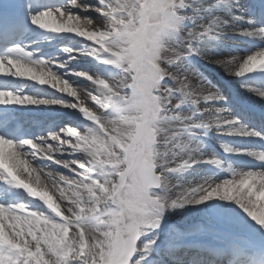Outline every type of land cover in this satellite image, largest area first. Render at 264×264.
Listing matches in <instances>:
<instances>
[{
  "label": "snow or ice",
  "instance_id": "obj_1",
  "mask_svg": "<svg viewBox=\"0 0 264 264\" xmlns=\"http://www.w3.org/2000/svg\"><path fill=\"white\" fill-rule=\"evenodd\" d=\"M101 2L106 8L94 10L105 17L103 24L70 11L71 7L91 9V5H83L80 0H70L64 8L42 10L32 17V22L43 29L75 33L93 42L96 46L93 55L98 58L107 56L103 63L122 69L123 75L115 85L104 79H94L86 73L79 74L97 86L99 95L91 96L87 91H78L76 86L53 70L51 65L55 61L34 60L33 54L23 47H15V56L0 55V75L50 85L76 101L64 106L79 108L96 125L86 133L68 127L60 133L38 138L44 141L43 145L33 140L17 143L0 136V180L26 190L32 197L43 201L56 217H60L59 220L53 219L27 209L24 204L0 205V264H141L143 257L134 259L135 255L138 252L148 253L159 236L142 245H138V241L146 232L160 228L166 209L199 205L213 198L235 201L253 221L264 226V170L234 172L223 182H205L181 190L175 197L169 196L166 174L189 168L196 162L167 159L173 152L172 142L180 135L165 124V121L180 119L176 109L181 105L173 103L174 94L181 92L193 104L224 99L219 90L202 77L201 84L193 87L191 78L199 74L184 65L183 61L188 55L199 54L195 41L209 36L219 38L227 21L214 18L198 31L185 34L182 44L175 42V50L164 61L167 64L164 68L158 66L162 63L161 46L169 40L175 41V34L186 19L181 10L192 0ZM125 17H128L127 21ZM245 34L264 36V28ZM121 43L128 47L120 48ZM215 62L230 74L243 76L264 69V50L242 61L229 57ZM177 64L185 67V73L172 69ZM166 77L175 82V88L163 84ZM82 94L103 111L99 115L92 111L81 98ZM259 95L264 96V92ZM50 103L64 102L0 89V105ZM218 111L221 114L203 125L185 123L184 127L227 126L234 128L229 134L260 135L243 127L236 128L239 124L237 119L230 114H222L227 110ZM49 140L55 144L48 143ZM158 145L164 147L158 149ZM25 147L30 151H22ZM69 148L85 154L86 159L83 162L56 160V154L63 155L64 150ZM227 150L232 151L230 148ZM251 154L264 160V153ZM27 155L51 159L77 177L71 183L65 176L59 177L66 186L58 188L59 196L68 199L73 206L67 209L70 216L62 214L47 185L41 183L40 174L24 158ZM208 162L221 163L216 158ZM158 187L163 189L162 193L155 191ZM73 228L76 231L70 237L69 232ZM161 264H168L166 257L162 258Z\"/></svg>",
  "mask_w": 264,
  "mask_h": 264
},
{
  "label": "bare ground",
  "instance_id": "obj_2",
  "mask_svg": "<svg viewBox=\"0 0 264 264\" xmlns=\"http://www.w3.org/2000/svg\"><path fill=\"white\" fill-rule=\"evenodd\" d=\"M83 2V5H91L92 0H80ZM70 2H66L63 5V8L68 6ZM98 7L101 9H105L104 5L102 3H98ZM92 8V7H91ZM70 11L76 14H79L82 18H92L96 22L103 24L105 21V17L101 15L100 13L97 14V12H90V9H85L81 7H71ZM186 19L183 23L188 24V28L194 27L196 29H200L202 25L209 24L214 18H222L224 21H227V24L223 27V33L220 35L218 40L213 39L212 36L204 38L202 41H195V45L197 46L199 50V57L200 61L203 59L206 61V64H210L211 68L216 72L219 73L224 78V81L226 82L228 87L226 88V91L228 93H233L234 95L242 96L246 99L247 105L254 108H258V110L262 113H264V96L259 95L260 92H264V69H257L255 71L246 73L243 76H238L234 74H230L229 71H227L221 64L216 63L217 60H223L229 57H237L241 61L245 59L247 56L255 54L259 50H264V36L259 35H248L245 34L246 32H252L256 31L258 29L264 28V0H201L199 3L195 4L194 9H190L189 12H184L183 14ZM55 32H47V36L54 35ZM65 35H67V38L63 41L67 43V47L72 48L75 44L76 46H80L83 49H87L90 51V56H92L93 49L96 47L93 45L91 41H88L86 38L80 37L79 35L75 33H68L65 32ZM186 33H183V35H180L178 40L183 41V36ZM21 35V41L22 43L28 40L27 31H22ZM39 42L34 44L33 46L43 47V42L41 41V37L39 38ZM177 39V38H176ZM90 42V43H89ZM176 42V41H175ZM224 42V43H223ZM25 46V43L22 45ZM72 52H69L70 55L68 64L75 67L73 69V72H60V76H62L64 79H67L69 82H71L74 86L77 87L78 91L84 90L87 91L93 96L99 95V91L96 85L93 84V82L86 78V76L79 75L80 73H86L90 76H92L94 79H104L108 83H112L115 85L117 83V80L120 79V77L123 75L122 69L117 65H111L103 66L98 64L96 61H93L92 65H86L82 63H77L76 61H79L81 58H79V54L76 53L77 49L73 47ZM52 54V53H51ZM78 54L77 57L75 55ZM13 54L12 56H15ZM101 58H108L107 56H101ZM90 59H92L90 57ZM192 61L187 60L184 65H186L188 68L193 70L195 73H198V77H192L191 80L193 82H201L200 77L203 78V80L207 81L210 85L215 87L219 90L220 94L224 95V87L219 83V81H216L215 74L211 73H203V72H197L193 69L197 67L196 65H192ZM174 66V65H173ZM172 66V67H173ZM100 68V69H99ZM198 68V67H197ZM84 70V71H83ZM177 70V69H176ZM199 70V69H198ZM181 74L185 73V67L179 68L177 71ZM22 79V78H20ZM168 82L174 86H176L175 82L168 78ZM32 88V87H31ZM50 90L46 89H39V88H32L31 96L38 99H44L49 101H63L64 103H50V104H44L48 107L51 106H59L64 107L66 110L72 109L75 112L79 111L82 113L79 108H70L64 106L65 104H71L75 103L73 97L59 92L57 89L50 87ZM17 89V93L21 94L22 89ZM56 91V92H55ZM47 97V98H46ZM54 97V98H51ZM226 98V96H223ZM49 98V99H48ZM82 99H85L84 95H81ZM201 103L206 104L205 102L201 101ZM200 103V104H201ZM85 104L88 106L91 110L93 109L97 113H101L103 110L100 109L98 106L94 105L91 102L90 98L85 99ZM215 104L217 106L224 105V109H232V111H237V102L233 101V99L227 98L226 100H219L215 101ZM185 106L186 104H182ZM61 109V108H60ZM3 111V112H2ZM0 113H3L4 119H2V124L0 126V136L2 135L5 138L11 139L14 142H22L24 140H33L36 143H39L41 145L44 144L43 140H40L38 138L42 137H49L51 132L46 133L45 135H39L36 134V132L42 131V128L37 126V122L33 121L32 119L17 115L14 112H7V110L0 108ZM215 114V113H214ZM212 115L210 113L202 114L197 117H199L200 124H204L205 122L213 119L215 115ZM218 115V113H217ZM83 118H73L71 119L72 124L74 125L75 129H82L83 133H86L90 128H93V125L90 124V122L94 123L93 121H90L85 117V115L82 113ZM88 120V121H87ZM7 125H4L3 123L7 122ZM17 124L21 130L13 132H8L10 126L14 124V126ZM50 122H46V126H49ZM255 121L253 122V124ZM257 125H254L255 127H259L258 125L264 124V122H257ZM96 127V125H94ZM252 123H248L245 119H243L242 124H238L235 127H243L246 130L253 131L254 129L251 128ZM65 129V128H64ZM24 132V138H21V133ZM48 130V129H47ZM215 130H221L222 132L226 131L230 132L234 131V128L227 127H217L213 125L210 128H205L203 132L206 133V135L210 138H216L220 137L223 138L222 134L218 135H210L208 131H215ZM46 131V130H44ZM56 131V130H55ZM62 130H58V133H60ZM257 131V130H254ZM238 134V133H237ZM241 135V134H239ZM29 136V137H27ZM27 137V138H25ZM240 137V136H239ZM244 137V138H243ZM251 137L255 136H242L241 138H235V137H228L229 140L227 142L223 141V139L218 140L217 142H221L214 145V147H211L212 149H202L203 147V141L200 138L203 137H193V142L191 143L190 147L188 148H180L176 152L180 153L182 150H184V153H186V156H188V159L190 161H196L195 163H200L197 166H194L193 168L195 170L188 171V173H182L181 175H176L174 172H168L167 175V182L169 186V196L174 197V191L173 188H177V194L181 190L189 189L191 187L198 186L205 182H212V183H220L223 182V180L227 178H231L232 174L234 172H241V171H248L244 168H240L236 164L239 163V159L230 160V155L235 156L236 158H239L241 156H248V166L251 168V170H264V160H261L259 158V155H252L251 153H264V143L253 140ZM181 136L179 135L177 137L176 141L172 142L173 146V152H175V144L180 140ZM74 139V138H73ZM256 139V138H254ZM196 140H201L202 142H196ZM223 141V142H222ZM48 143L55 144L54 141H48ZM160 147H164V145H158V149ZM232 149V151H228L227 149ZM68 150V149H67ZM71 154L73 156L80 155L82 156V159L85 160V155L81 152H77L73 149H70ZM22 151L28 152L30 151L27 147H25ZM68 152L64 150V154H56V160L58 161H66V160H73V156H69L67 154ZM229 153V155H227ZM172 157V156H171ZM170 156L167 157V159L172 160ZM25 159L29 160L32 167H34L37 172L41 176V183L44 185H47V190L50 192V194L54 197V200L56 203L60 205L61 212L63 214V210L68 209L69 207H73L68 199L61 198L59 196L58 188L60 187H66L63 183L60 182V179H57L53 176L52 170L60 172V174H64L65 177L68 179L69 183H71L73 180H75L77 177L68 169L63 167L61 164L54 162L51 159H45L42 158V156H38L36 158L32 157L31 155H27L24 157ZM216 158L221 161L220 164H213L208 162L210 159ZM233 162V163H232ZM246 162V161H245ZM246 164V163H244ZM79 171V169H77ZM27 175V174H25ZM2 187L5 188L3 191L0 188V205L2 206H16L19 204H24L27 209L41 213L43 215H46L48 217H51L53 219H60V217H56L55 213L52 212L51 209L47 207V205L39 200L38 198L32 197L30 194L27 193L26 190L14 187L13 185H10L8 183H5L2 185ZM161 192L163 191L162 188L158 187ZM43 190V189H41ZM19 196H23L25 199L22 201L23 198L21 197H7V193H11ZM5 192V193H4ZM23 194V195H22ZM71 193L69 192V195ZM87 194L85 193V196ZM38 201V203H37ZM186 208L192 209L196 212L197 217H199V223L197 226H189V227H180L178 224L172 225L171 232H169L166 236H164L166 233L159 234V239H157V243L153 247V252L150 253H144L139 252V254L135 255V259H140L143 257L141 264H151V261L157 256L155 253L160 250H165L164 252H167V249H165V246L169 245L171 242L180 244V247L178 248V251L174 254L175 256H189V259H187V263L185 264H193L195 263L197 256H201L199 252L203 251L202 245H208L212 242L207 236L212 238L219 237L220 239H224V245L219 244L220 252L224 254L231 255L233 259H235L239 264L241 262L247 263L249 261V258L251 260L252 256H249L250 251H245L246 245L242 244L241 241H239V237L236 236H229L226 234H221L215 231H207L205 230L210 229L209 227L213 225V216L218 211L220 213H229V214H235L239 220L241 221V226L245 227L248 225H251L254 223V231L257 235L264 233V226L258 225L255 221L251 219L243 211V209L240 208L239 205L235 203V201H223L219 198H213L210 201H207L205 203L199 204V205H186ZM35 208H37L35 210ZM236 212V213H235ZM66 216L65 214H63ZM201 225L203 228H201ZM175 228H174V227ZM174 228V231H173ZM235 231L238 232L239 235H242V233L245 231L243 228H235ZM72 237L73 235H70ZM260 236V235H259ZM264 236V235H263ZM262 237V236H261ZM156 238L153 234H149L146 237V240H142L143 243L148 241L149 239ZM229 239V243L226 242V240ZM141 242V240H140ZM205 248V247H204ZM211 249V246L208 248L206 247V250ZM218 249V248H217ZM210 251V250H209ZM203 254L206 253L205 251L202 252ZM208 253V251H207ZM223 255V254H221ZM196 264H203V263H196Z\"/></svg>",
  "mask_w": 264,
  "mask_h": 264
},
{
  "label": "rangeland",
  "instance_id": "obj_3",
  "mask_svg": "<svg viewBox=\"0 0 264 264\" xmlns=\"http://www.w3.org/2000/svg\"><path fill=\"white\" fill-rule=\"evenodd\" d=\"M66 1L70 2V0H59V1H48V2H45L41 6V11L42 10H47V9L56 10V9L63 8L62 6H63V4H65ZM200 1L201 0H192V3L189 6H187L186 8L182 9L181 13L184 14V12H189L190 9H194L195 4L199 3ZM144 2L148 3L149 0H144ZM80 3L82 4L83 2L80 1ZM98 3H102L101 0H92V4H91L92 8L90 9V12H95V13L97 12L94 9L99 8L98 7ZM102 4L104 5V8H105V4L104 3H102ZM97 14H99V12H97ZM125 20L127 21L128 17H125ZM153 23H156V21H153ZM188 27H189L188 24H186V23L182 24L180 31L175 34L176 43H178V44H182L183 43L182 40H178L180 35H183V33L187 34L190 31H198L199 30V29H196L197 27L196 28H194V27L188 28ZM64 33H56L53 36H48V37L45 36V37H43V41H44L43 42L44 43L43 47H32L33 51H35V54H36V56L38 58L56 62L55 64H52L51 66L53 67V70L56 71L58 74H60V72H65V73H67L68 71L71 72V73L73 72V69L75 67H73V66L68 64L67 59L69 60L70 55L68 54L69 52L66 51V49H73V47H75V49H77L76 53H78L79 56H80L79 57L78 54H76L75 57L78 56L79 58H81L79 61H76L77 63L79 62V63L86 64V65H92L93 61H96L98 64L103 65V66H108L109 65V64H104L103 60H101V58H98L97 56H95L93 54H92V56H90V51L89 50L83 49L80 46H76L77 44H75L74 46L71 45L72 48H70V47L68 48L67 47V43L63 42L67 38V35H65ZM213 39H215V38L213 37ZM215 40H218V39L216 38ZM175 41L174 40H169V41H167L166 43H164L161 46L160 60H161L162 63L160 65H158L159 67L167 68V64L164 63V61H166L172 55V53L174 52V50H175V48H174ZM93 45L95 46L94 43H93ZM119 47L120 48H126V47H128V45L125 44V43H121L119 45ZM90 57L92 59H90ZM187 60L192 61L191 63H192L193 66L197 64L198 68L197 67L196 68L193 67V69L195 71L200 72V73L201 72H203V73H211L213 75L215 74L214 76H215L216 81H219V83L224 87V93H225L224 95L226 96V98H224V100H226L227 98L233 99V101L237 102V106H238V102H244V103L246 102V99L243 98L242 96H238V95L233 96L232 95L233 96L232 98L229 97V93H228V91H226V88H225V87H228V86H227L226 82L224 81V78L222 77L224 75L216 73L211 68L210 64L209 63L206 64L205 63L206 61H204L203 59H201V61H200L199 54H191V55L186 56L184 58L183 64H185ZM61 64L66 65V66L65 67H60ZM182 67L183 66H181V64H177V65H174L172 67V69L175 70V71H178L179 68H182ZM13 80H15L17 83H20V82L26 83L25 82L26 80H21L19 78L12 77V76L9 77V82L11 84L16 83ZM191 82H192L193 87H198L201 84V82H193L192 80H191ZM33 84L35 86H37L38 88H41V89H48V90L51 89L50 85H41L37 81L35 83H33ZM163 84L167 85V86H171V87L174 88V86L171 85L168 82V78L167 77L164 79ZM35 86H33V87H35ZM25 89H28V88H25ZM25 93H26L25 95L31 96V92H29V93L25 92ZM224 95H222V96H224ZM93 96H95V94H93ZM51 98H54V97H51ZM177 102H179L180 105H181L180 108L176 109V112L179 114L180 119H173V120L165 121V124L168 127H170L171 129H173L175 131H178L180 133V136H181L180 140L176 143V144H179L180 147H178V148L174 147L176 149L175 152H172V153L169 154L170 157L171 156L173 157V158L171 157L172 160L181 161L183 159H188V156H186V153H184V150H182L180 153H177V154H176V152L178 150H180V148L181 149L182 148L185 149V147H184L185 144H187L188 148H189L191 143L193 142L192 140H193L194 136L203 137V138H200L203 141L202 149H210V150L212 149L211 147H214V145H216V144L218 145V143H221L220 142L221 139H223V141L227 142V140H229L228 137H230V136L231 137H239L240 136L239 134H229V133H231L230 130L228 132H226V131L222 132L221 130H215V131H212V132L208 131V133L210 135H218V134L220 135V134H222L223 138H220V137L210 138V137H208L206 135V133L203 132L204 127H199V128H196V127L186 128V127H184L185 123L200 124L201 120L197 116L202 115L204 113L205 114L210 113L212 115L215 113L214 114L215 116L217 115V113L221 114L220 111H218V110H227V112H223L222 114L223 115L230 114L231 117H233V118H235V119H237L239 121L241 119L240 118L241 116H240L238 110H237V112L236 111L232 112L231 110H229V108L224 109L225 106L223 104L217 106V104H215V101H213L211 103H206V104H203V103H201V104H193L191 100L185 99L183 94L181 92H179V91H177L174 94V99H173V103L174 104L177 103ZM184 103L186 104L185 106L182 105ZM19 106L23 107V108L39 109L40 112H58V113H60L59 114L60 115V119L58 121H55L54 126H52V128H50V129H48L46 133L51 132L50 134H55V133H58V130H64V128L66 129L68 127H71L73 129H75V127H73L74 125L71 122L70 123L69 122H65L64 121V117H63L64 114H69V113L74 114L75 111L72 110V109L66 110L64 107H59L57 105L48 107L47 105H44V104L30 105L31 107L30 106L24 107V105H18L17 107H19ZM238 108L242 109V108H240V106H238ZM213 110H217V111H213ZM92 111H94V110L92 109ZM95 113L97 115H99V113H97V112H95ZM188 118H190V119H188ZM252 119H255V118H252ZM91 125H93V127H95L94 126L95 122L92 123ZM201 125H203V124H201ZM223 127H225L227 129V126H223ZM77 130L80 131L81 133H83L82 129H80V130L77 129ZM42 132H38L37 134H41L43 136H47V135H45L46 133H42ZM161 135H164V134L161 133ZM259 136H260V138H258V139L264 141V133H260ZM217 139L220 140V141L217 142L218 141ZM201 140H196V142H202ZM218 146H220V145H218ZM65 151L68 152L67 154L70 153L69 156L72 155L71 151L69 149L68 150L65 149ZM227 155H229V153ZM73 157H74L73 160H77V161H81V162L84 161L82 159V156H80V155L73 156ZM229 157H230V160H232V161H233V159H235V160L239 159V163L236 164V165L239 166L240 168H248V166H246V165L248 164L247 160L250 157L241 156L239 158H236L235 156H232V155H230ZM85 159H86V156H85ZM244 163H246V164H244ZM199 164L200 163H194L193 166H191L189 168H186V169H182V170L176 171L174 173L177 176L182 174V173H188V171L190 172L192 170H195L193 167L194 166L198 167ZM158 171H159V169H158ZM52 174L57 179V182H58V179H59L60 175L65 176L63 173L60 174V172L55 171V170H52ZM59 185H61V184L59 183ZM155 191H157L158 193H162L161 190H159L158 188H156ZM173 191L175 193L174 194V197H175V195H177V188H173ZM6 195L8 197L9 194H6ZM9 196L11 197V195H9ZM23 200L24 199H22V201ZM36 209L37 208H35V210ZM214 212H216V213L213 216V222H212L213 226L212 227L218 228V229H222L223 230L222 232L224 234L231 235V236L239 235L238 232L235 231V228H243L245 230L244 232H245V236L247 238L242 236L241 240H244L245 242H249L251 240H254V241L250 242V243H252V242H258L261 239L262 240L261 242H264V236H263L264 233L263 234L262 233L259 234L260 236L257 235L255 233V231H254V226H255L254 223H252L251 225L243 227V226H241V221L239 220V218L235 214L232 215V214H229L227 212L226 213H220L218 211H214ZM63 214H65L66 216H70V213L67 211V209L63 210ZM171 222L180 223L183 226H197V224L199 223V217H197V214H196V212L194 210L186 208V207H184V208H176V209H170V208L166 209L165 212L163 213V217H162V220H161L160 228L154 229V230L149 231V232H146L140 238L141 242L138 241V245H142L143 244L142 240L143 239L146 240V237L149 234H153L154 236L157 237L161 233H166L164 235V236H166L169 232H171V228H172ZM174 228H173V231H174ZM201 228H203L202 225H201ZM75 231H76L75 228H73L69 232V234L70 235H74ZM209 238L212 239V240H216L217 241V239H213L211 237H209ZM177 243L178 242H176V243H172L171 242L170 245L167 246V248H172L170 252L173 253V255L178 251ZM153 247H154V245L152 246L151 250L148 253H150L153 250ZM206 247L208 248L209 246L208 245L207 246L202 245V249H204L205 251L210 252L209 251L210 249L206 250ZM211 247L213 248L214 246H211ZM260 248H261V246H260ZM213 253L211 252V254H204L202 256V259L197 260V262L198 263L204 262V264H237L238 263L236 260L234 261L235 263L232 262L234 259L231 257V255H228V254L215 255ZM137 254H139V252ZM256 255L260 257V260H258L259 264H264L263 263L264 262L263 252H258V254L256 253ZM187 259H189V256H185L184 259L176 258V260H175V258H171L170 262H172L173 264L174 263H184V262H187ZM168 260H167V262H168ZM178 261H180V262H178ZM254 261H255V259H254ZM258 261H255L253 264H257ZM249 263H250V260L247 263L241 262L239 264H249ZM194 264H196V263H194Z\"/></svg>",
  "mask_w": 264,
  "mask_h": 264
}]
</instances>
